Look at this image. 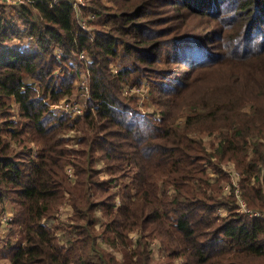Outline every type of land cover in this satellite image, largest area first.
I'll list each match as a JSON object with an SVG mask.
<instances>
[{"label": "trees", "instance_id": "trees-1", "mask_svg": "<svg viewBox=\"0 0 264 264\" xmlns=\"http://www.w3.org/2000/svg\"><path fill=\"white\" fill-rule=\"evenodd\" d=\"M48 1L0 11V203L14 206L0 261L264 264V220L240 214L220 186L229 164L247 206L264 213V0H88L84 13L105 22L91 34L70 5ZM82 52L86 110L55 116L49 104L75 96ZM126 85H148L159 118ZM203 136L218 141L213 152ZM62 206L68 222L47 227ZM154 240L166 262L153 260Z\"/></svg>", "mask_w": 264, "mask_h": 264}, {"label": "built area", "instance_id": "built-area-1", "mask_svg": "<svg viewBox=\"0 0 264 264\" xmlns=\"http://www.w3.org/2000/svg\"><path fill=\"white\" fill-rule=\"evenodd\" d=\"M84 1L86 2V0H51V4L54 5L57 3L65 2L68 5H70L74 9L77 19L79 18V21H80L79 25H80L81 29L88 34H91L92 31L88 27L87 22L82 19V11H84V9L86 8V3ZM29 2L31 3V2H33V0H26V1L25 0H0V11L2 9L7 10L11 6L15 7L16 11H18L21 9L22 6L26 5V3H29ZM89 17L91 19H95V17L92 15H90ZM80 60H82L85 63V66H84V68H82L80 70L81 79L79 80L77 86H75L77 93L70 100L64 99V100L60 101L59 103L49 104V110L55 116L60 117V116L68 115L71 120H74L75 118L82 116L86 110V102H87V99L89 98V72L87 69V65L89 63V57L85 52H82L80 54ZM113 74H117L116 69L113 70ZM122 91H123L124 95L133 96L134 98H136L137 102L141 108V111L142 112L145 111L146 106H144L143 100H144V98H146V95H148V97H149V91H148L147 85H143L142 87H133L130 85H126L123 87ZM155 116L157 118H159V115L157 113ZM228 167H232V166L229 165ZM65 173L67 175L68 182H70L71 184H74L76 178H75V174H74V171L72 170V168H70L69 166L66 167ZM231 188L234 189L235 194L240 193L238 179L232 180L230 183H227L224 186V191L229 192ZM239 196H240V194H239ZM63 208L68 209L66 206H64ZM220 210L221 209L218 210L219 214L221 212ZM60 211L61 210L58 209V211L56 213V218H61L60 217ZM251 211L248 209V207L246 206L244 201H242L240 212L247 213L252 218H262L264 220V213L257 212V213L252 214ZM7 212H8V210L7 211L5 209L2 210L1 204H0V217H1L2 222L4 223V231H3V233H0V237H3L6 235V232H8L10 229L9 228L10 223L13 220L12 215L10 213H7ZM47 222L48 221L45 222V225ZM52 226H53V224H52ZM60 235H58L56 233V237H57L58 241L60 240V238L62 236V235L61 236ZM63 235H64V233H63Z\"/></svg>", "mask_w": 264, "mask_h": 264}, {"label": "rangeland", "instance_id": "rangeland-1", "mask_svg": "<svg viewBox=\"0 0 264 264\" xmlns=\"http://www.w3.org/2000/svg\"><path fill=\"white\" fill-rule=\"evenodd\" d=\"M26 1V0H25ZM87 1L88 0H86V7H87ZM35 2V0H33V2H31V3H34ZM103 2L106 4H111L109 1H107V0H103ZM31 3L29 2V3H26V5H24V6H22L21 7V9L23 8V7H27V8H29V5H31ZM48 3L50 4V5H52L51 4V0H49L48 1ZM7 11H9V12H11V14L12 15H14V13L16 12V8L15 7H9L8 9H7ZM90 15H92V16H94L95 17V19H91L89 16ZM34 18H35V16H34ZM37 19V18H36ZM35 19V20H36ZM82 19L83 20H85L86 22H87V25H88V27L91 29V31L93 32L94 31V27H99V25H102V23H105V22H103V18L102 17H100V16H98V15H95V14H90L89 12H87V13H84V11H82ZM37 21V20H36ZM80 21H79V18H78V23H79ZM16 44H19L20 45V47L21 48H25V47H29V46H31L32 45V43H31V39H25V40H23V42H19V41H16L15 42ZM9 46H11V43L10 44H8ZM145 84V83H144ZM147 87H148V91H149V86L147 85ZM143 104H144V106H146L145 107V111H147V112H152V113H159L157 110H156V108L154 107V105L153 104H151V102H150V98L148 97V95H146V98H144V100H143ZM248 106L247 107H245V109H246V112L248 111L249 113H251L252 112V108H251V106H249L250 104H247ZM13 117L15 118V121H17L18 122V117H17V114H16V112H13ZM179 123H181V124H183V119H180L179 121H178ZM4 133V132H3ZM4 135V134H3ZM5 136V135H4ZM6 138H8L7 137V135L5 136ZM66 137V139L68 138V139H74L73 137H74V134H72V133H70V135H67V136H65ZM202 140H203V143L205 144V146H206V149H207V151L208 152H213L214 151V149L216 148V145L215 144H217L218 143V141L217 140H214L213 139V137H209V136H206V137H202ZM11 145H15V142L13 141L12 143H11ZM17 145V144H16ZM31 145V144H30ZM32 146V148L34 149V151H37V147L35 146V144H32L31 145ZM13 147H15L16 148V146H13ZM66 148H68V149H76L77 148V144H76V142H75V140H73L72 141V143H69V144H67L66 145ZM36 153V152H35ZM70 168H72V170L74 171V168L71 166V165H68ZM67 166V167H68ZM224 166V167H223ZM222 166V170L224 171V173L226 174V175H228V180H225L223 183H221L220 184V186H221V188H222V192H223V194H225V195H228V193L230 192H225L224 191V186L227 184V183H230L232 180H237L238 179V184H239V191H240V193H237V194H234L235 195V199H236V204L238 205V207H239V212H240V209H241V202L242 201H244V199L242 198V196H241V190H240V181H241V178H240V174H239V172L236 170V169H234L233 167H228L229 166V164H225V165H223ZM98 167L99 168H101L102 167V165H101V163H99L98 164ZM207 171L209 172V177H211L213 180L216 178V176H214V174H212L211 172H210V168H208L207 169ZM219 186V187H220ZM170 194H172V190L171 189H169V191H168ZM221 194V193H220ZM239 194H240V196H239ZM242 201H241V200ZM7 202L11 205L10 206V208L8 209V212L7 213H10L11 215H12V217L14 216V206L10 203V201L9 200H7ZM117 204L119 205V199H117ZM244 203L246 204V202L244 201ZM1 204V203H0ZM246 206H247V204H246ZM64 206H62V207H60L59 208V210H61L60 211V217L61 218H56V215H55V217H54V219H52V220H48V222L46 223V225L48 226V227H51L52 226V224L53 225H56V224H58V225H63V223L65 224L66 222H68V221H66V220H69L70 219V217L72 216V211H71V209H66V208H63ZM248 207V206H247ZM1 208H2V210H4V208L2 207V204H1ZM248 209L251 211L252 209H250L249 207H248ZM71 211V212H70ZM221 212H220V214H219V216H223V217H225L226 216V214H227V212H226V210H224V209H221L220 210ZM252 212V214H254V213H257V212H254L253 210L251 211ZM240 214H244V215H247L248 217H250V218H252L249 214H247V213H242V212H240ZM97 215V217H98V223H97V225H96V227H97V230L99 231L100 230V228H99V226L101 225V223H102V221H103V219H102V217H101V215L99 214V213H97L96 214ZM258 219H261V220H263L262 218H258ZM0 223H1V229L2 230H4V223L2 222V220H1V217H0ZM10 228V227H9ZM62 232H63V230H61ZM61 231H58L57 232V234L58 235H60L61 236V238H60V240H59V242L61 243V244H64V243H66L67 242V236H65V234L63 235V233L61 232ZM9 234V232H6V235L5 236H3L2 238L4 239H2V244L4 245V244H7L6 243V241H7V238H8V236L10 235H8ZM8 235V236H7ZM13 236V240H12V238L10 239L11 241H15L16 242V239H17V237H18V235H17V232H16V234L15 235H12ZM132 239H131V241L134 243L135 241H136V239H137V237L135 236V235H132V237H131ZM99 242H102V238H99ZM98 242V243H99ZM105 246V245H104ZM106 247V246H105ZM106 250L109 252V253H111V254H113V255H115L116 256V258L118 259V260H122V254L120 253V252H118V251H115V250H113V249H111V248H109V247H106ZM150 250L152 251V253H153V260H155V261H162V262H166V258H165V256H166V254H167V251H166V248H165V246H164V244H162L159 240H154V241H152L151 242V245H150ZM183 263V260H179V261H176V263L175 264H182ZM0 264H7L6 263V261H4V260H2V261H0Z\"/></svg>", "mask_w": 264, "mask_h": 264}, {"label": "crops", "instance_id": "crops-1", "mask_svg": "<svg viewBox=\"0 0 264 264\" xmlns=\"http://www.w3.org/2000/svg\"><path fill=\"white\" fill-rule=\"evenodd\" d=\"M77 93V91H76ZM75 93V95H76ZM2 204V207L7 211L9 208H10V204L7 202V200H3V202L1 203Z\"/></svg>", "mask_w": 264, "mask_h": 264}, {"label": "bare ground", "instance_id": "bare-ground-1", "mask_svg": "<svg viewBox=\"0 0 264 264\" xmlns=\"http://www.w3.org/2000/svg\"><path fill=\"white\" fill-rule=\"evenodd\" d=\"M19 31V30H18ZM22 31V30H21ZM24 32V31H23ZM6 33V32H5ZM13 33V32H12ZM16 35V34H15ZM17 36V35H16Z\"/></svg>", "mask_w": 264, "mask_h": 264}]
</instances>
